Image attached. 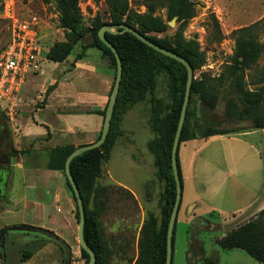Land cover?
I'll list each match as a JSON object with an SVG mask.
<instances>
[{
    "label": "rangeland",
    "instance_id": "374dc122",
    "mask_svg": "<svg viewBox=\"0 0 264 264\" xmlns=\"http://www.w3.org/2000/svg\"><path fill=\"white\" fill-rule=\"evenodd\" d=\"M11 1L15 3L16 11L20 16L26 18L35 16L37 20L39 59L42 60V63L40 72L36 66L27 77H32L38 71L35 77L37 83L48 78L57 79L67 68V63L58 65L47 61L45 52L54 43L67 40L68 31L59 26L55 0H0V51L6 47L10 38L11 24L6 17V6ZM77 1L85 35L72 44L70 51L72 54L69 60L74 53L79 52L84 45L91 42L93 18L98 15L103 20L108 19L105 0ZM127 1L135 12L139 14L145 12L144 0ZM192 1L195 15L186 22L180 31V37L183 47L192 54L196 64L193 79H200L203 76L217 78L231 61L234 49L231 32L253 25L249 34L262 44L263 52L257 60L256 68L246 71V75L250 73L254 76L257 74L255 70L264 69V0ZM154 14L165 19L164 9H156ZM176 27L175 23L170 31L175 30ZM101 57L109 67L106 58ZM110 70L112 69L110 68ZM250 79L246 77L247 81ZM248 88L254 89L255 86L249 85ZM164 89L165 85L158 77L157 88L153 94L146 92L145 99L130 104L129 108L134 107V113L137 111L142 118V122H138L141 124V131L132 142L133 146L130 149L127 148L131 144L127 136L124 137L125 139H117L118 146H114L109 161L103 167L101 177L96 180V186L101 188L100 193L95 197L90 196L87 205L88 208L95 210L99 223H130L132 225L141 223L142 225L148 214L151 213L156 219L155 230L160 225V202L164 183L156 174L153 155L148 151L147 143L158 137V133L152 127L153 112L159 119L164 118L169 112L170 100L165 96ZM35 96L36 94L33 95V97ZM157 100H159V105H155ZM192 100L189 105L190 121L195 117V106L197 105L194 103L195 97ZM223 105V100L219 98L215 108V113L219 116L222 114ZM0 110L3 112L1 107ZM3 121H5V117L0 114V122L3 123ZM128 123L125 122V124ZM247 125V123H240L238 127ZM195 143L200 146L202 141H195ZM191 146L193 145H186V148ZM184 148L181 146V151ZM4 149L5 144H2L0 157H3L1 160L5 162L7 158L3 154ZM138 155L142 156V161H137ZM256 159L257 156L251 150L245 149L243 138L240 135L210 138L204 142L202 147H199L193 159L194 173L197 177L190 192L185 187L183 203L195 200L198 204L195 211L197 214H201L204 219L189 225L180 222L183 220L182 217L178 219L174 229L175 251L171 258V264H186L190 248L203 255L197 264H258L243 251L238 249L223 250L215 242L231 229L256 215L248 213L231 215L238 208L243 209L245 204L252 200L257 194L259 185L264 181V169L260 166L256 168ZM240 169L243 170L242 173L246 172V178L244 174H232L231 177L226 174L227 171L232 173ZM34 178L35 176L25 159L21 158L18 166L10 168L8 165L5 164L4 167L2 162L0 163V208H2L0 209V232L6 228L4 226L7 223L18 224L9 226L3 235V260L0 257V264H49L50 262L47 254L43 257L45 251L39 250V252L37 246L38 240L50 242V238L36 232L12 229L22 226L20 222L32 220L31 206L23 209V203L32 200L34 191L31 187L36 182ZM244 178L246 181L242 183ZM61 179L62 181L57 186L60 194L56 202L63 212L64 210L71 211L73 228L76 229V205L65 186L64 178ZM128 190L136 193L138 201ZM8 195L11 196L13 202L18 203L16 206L5 203ZM6 209L7 212H5ZM63 215L65 216V214ZM62 218L63 216L58 218L59 225L67 227V219ZM124 242L125 246H120L119 252L116 251L114 255L107 246L111 251L108 264H145L137 261L138 251L135 253L130 243ZM184 244L189 248L185 253L181 251Z\"/></svg>",
    "mask_w": 264,
    "mask_h": 264
},
{
    "label": "trees",
    "instance_id": "16d2710c",
    "mask_svg": "<svg viewBox=\"0 0 264 264\" xmlns=\"http://www.w3.org/2000/svg\"><path fill=\"white\" fill-rule=\"evenodd\" d=\"M105 4L108 8V19L103 20L98 15L93 18L91 42L84 45L81 50L89 47L98 49L101 56L108 61L113 77L116 70L114 56L97 37L98 30L108 24H125L135 29L153 44L184 58L193 71L196 69L192 54L183 47L180 37V31L186 22L195 15L192 0H144L145 12L142 14L135 12L127 0H105ZM55 8L59 15V26L68 31V38L49 47L46 58L50 61L62 62L70 54L72 44L85 35V28L82 25L77 0H55ZM156 9H164L165 19L154 14ZM174 17L177 27L170 31L167 22ZM252 27L254 25L231 32L234 41L231 61L217 78L203 76L192 80L178 148L181 143L189 140H204L212 136L235 133L245 128H264V69L255 70L257 74L254 76L250 73L246 75V71L256 68L257 60L263 52L262 44L249 34ZM104 36L119 54L122 76L105 141L98 148L75 156L69 163L70 173L77 185L84 207L83 238L94 252L95 264H108L111 251L102 238L95 210L88 208V200L90 196L95 197L100 193L101 188L96 186V180L101 177L102 165L108 161L117 138L123 134L120 127L123 113L131 103L145 99L146 92L153 94L156 91L159 77L165 85L164 94L170 100L169 112L162 119H159L153 112L152 127L158 133V137L147 143V149L153 155L156 174L164 183L160 202L161 220L156 230V219L153 214L149 213L143 222L137 241V261L145 264H164L166 228L175 198L170 151L184 97L186 71L181 63L158 53L136 39L131 33L106 32ZM81 53L77 55V59L81 57ZM246 77L251 79L247 81ZM249 85L255 88L250 89ZM193 97L197 105L195 106V117L190 121L189 105ZM219 98L224 103L220 116L215 113ZM156 104L159 105V100ZM240 123L248 125L238 127ZM99 136L100 133L97 139ZM73 149L74 147L66 145L51 150L47 168L60 172L75 202L71 187L64 175V161ZM16 153L14 149H11V154ZM176 158L181 183L178 157ZM75 218L78 219L77 208ZM8 229V227L5 228V230ZM50 240L56 243L63 252V264L65 253L62 246L57 241ZM215 242L223 250H241L258 264H264V208L252 219L231 229ZM2 243L3 238H0L1 259L3 258ZM80 253L83 264H87V253L82 249Z\"/></svg>",
    "mask_w": 264,
    "mask_h": 264
},
{
    "label": "crops",
    "instance_id": "0c3cea01",
    "mask_svg": "<svg viewBox=\"0 0 264 264\" xmlns=\"http://www.w3.org/2000/svg\"><path fill=\"white\" fill-rule=\"evenodd\" d=\"M46 53L47 51L45 52V57ZM80 53L81 57L77 59L76 57ZM71 54L62 62L51 61L58 65L64 62L67 63V68L62 71L61 76L57 79L48 78L40 83H37L35 79L38 71L32 77L28 76L20 86L15 108L9 113L0 110V114L5 117V121L3 123L0 122V146L5 144L3 154L7 158L4 162L1 160L3 157H0V163L2 162L4 167L5 164L8 165L10 168L18 166L21 158L25 159L35 176L36 182L31 187L34 191L32 200L31 202L27 201L25 204L23 203V209L31 206L32 220L30 222H20V224H27L52 232L69 246L70 264H83L80 247L76 239V229L73 228L72 224L71 211L64 210L63 212L56 202L60 194L57 186L62 181V175L56 170L48 169L47 163L50 151L55 148L70 145L75 149L97 140L103 123L104 114L102 112H105L114 77L98 49L94 47L85 48L83 51L80 49L69 60ZM45 59L50 61L47 58ZM41 63L42 60L39 59L38 55L36 66L39 72ZM34 94H36L35 97H33ZM133 108H129L123 114L121 120L123 134L119 139L117 138L120 140L121 138L125 139L124 137L127 136L131 143L127 147L129 149L133 146L132 142L135 141V138L141 131V124L138 122H142L141 116H139L137 111L134 113ZM125 122L129 123L125 124ZM225 135H240L243 138L245 149L251 150L257 156L255 162L256 168L260 166L264 169V128H245L235 133L212 136L204 140H189L181 143L177 153L181 176V199L175 225L181 217L183 220L180 222L185 225L204 219L201 214H197L195 211L198 205L195 200L184 201L183 203V194L185 187H187L188 192L193 189V183L197 177L194 173L193 159L199 147H202L204 142L210 138ZM195 141H202V144L197 146ZM117 142L116 140L114 146H118ZM189 144L193 146L186 148V145ZM181 146L185 147L182 151ZM11 149H14L17 153L15 155L11 154ZM250 159L252 160L251 157ZM142 160V156L138 155L137 161ZM246 160L248 161V157ZM106 163L102 165V170ZM240 170H235L232 173L227 171L226 174L229 177L233 176L232 174H244L246 178V172L242 173L243 170ZM245 178L243 182L241 181L242 183H245ZM128 191L138 201L136 193L132 190ZM8 197L7 201L4 198L5 203H10L11 206L18 204L17 202H13L10 195ZM263 208L264 181L259 185L257 194L250 202L245 204L244 210L238 208L231 215L243 213L254 215ZM7 211L6 209L5 212ZM60 216L67 219V222L65 221L67 227L59 225L58 218ZM11 225L18 224L7 223L4 227ZM141 226V223L139 225L136 223L133 225L130 223H100L102 238L113 255L116 251L119 252L120 246H125L124 241H128L136 253ZM12 229L15 230V228ZM37 246L38 251H45L43 257L47 254L50 260L49 264H62L63 252L56 243L51 240L50 242L38 240ZM187 249L189 248L184 244L181 251L185 253ZM174 251L173 239L172 257ZM188 251L186 264H197V261L199 263L203 255L196 253L197 250L192 251L191 248ZM25 254L30 255L29 253Z\"/></svg>",
    "mask_w": 264,
    "mask_h": 264
},
{
    "label": "water",
    "instance_id": "95a60500",
    "mask_svg": "<svg viewBox=\"0 0 264 264\" xmlns=\"http://www.w3.org/2000/svg\"><path fill=\"white\" fill-rule=\"evenodd\" d=\"M175 17L171 19L170 21L167 22V25L172 28L175 24ZM124 33L128 32L131 33L133 36H135L136 39L147 45L148 47L152 48L153 50L157 51L158 53L169 57L183 65L186 71V83H185V91H184V97L180 109V114L176 126V130L174 133L172 145H171V151H170V165H171V170H172V176L174 180V185H175V198L174 202L171 208L170 216L168 219L167 223V228H166V247H165V263L164 264H171V257H172V236H173V229L175 225V220L180 204V199H181V183H180V178L178 174V168H177V148L179 144V139H180V133L183 127L184 119H185V113H186V108L189 100V93H190V86L193 80V70L190 66V64L181 56L167 50L164 48H161L155 44H153L151 41H149L147 38L139 34L135 29L125 25V24H108L102 26L98 32H97V37L98 39L110 49L112 52L114 59H115V65H116V70H115V76H114V81L113 85L111 88V92L109 94L107 106L105 108L104 116H103V123L100 131V136L99 138L94 141L93 143L86 144L79 146L75 149H73L68 156L66 157L64 161V175L71 187L74 199H75V204L78 212V219H77V226H76V239L78 242V245L80 249L85 251L88 255V262L87 264H95V255L92 249L88 246V244L85 242L83 238V226L85 222V213H84V207L82 203V198L80 196L79 190L77 188V185L70 173L69 169V163L72 158L75 156L83 153L84 151L98 148L101 144L106 139V136L108 134L109 128H110V123H111V118L113 115V110H114V105L116 102L118 90H119V85H120V80L122 76V65H121V60L119 57V54L117 53L116 49L114 46L108 42L104 36L105 33ZM17 230L21 231H29V232H36L40 233L42 235H45L46 237L53 239L57 241L63 248L65 256H64V262L63 264H70V248L69 246L64 243L61 239H59L55 234L51 233L48 230L42 229V228H37L33 226H18L14 227ZM6 230L1 231L0 233V238L3 237L4 233Z\"/></svg>",
    "mask_w": 264,
    "mask_h": 264
},
{
    "label": "built area",
    "instance_id": "2783aa9c",
    "mask_svg": "<svg viewBox=\"0 0 264 264\" xmlns=\"http://www.w3.org/2000/svg\"><path fill=\"white\" fill-rule=\"evenodd\" d=\"M10 20V38L0 51V107L11 112L17 104V94L27 75L36 67L40 52L35 16L22 17L11 1L6 6Z\"/></svg>",
    "mask_w": 264,
    "mask_h": 264
}]
</instances>
